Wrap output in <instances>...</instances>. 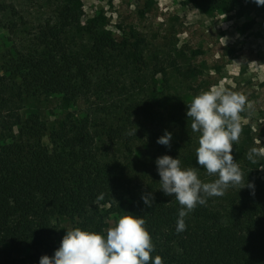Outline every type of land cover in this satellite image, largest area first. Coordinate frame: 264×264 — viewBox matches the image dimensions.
<instances>
[{
  "label": "trees",
  "instance_id": "trees-1",
  "mask_svg": "<svg viewBox=\"0 0 264 264\" xmlns=\"http://www.w3.org/2000/svg\"><path fill=\"white\" fill-rule=\"evenodd\" d=\"M192 1L264 19L254 0ZM27 6L49 11L31 14ZM0 40V264L23 248L35 263L53 256L58 216L106 237L113 212L146 221L151 256L163 264H264V175L253 169L254 194L238 186L208 197L177 233L182 206L160 190L155 161L169 155L181 162L184 153L147 147L155 120L165 118L164 94L148 85L163 67L140 41L117 40L99 18L83 27L68 0H0ZM53 97L83 110L58 121L25 115L26 102ZM146 192L155 197L151 208L141 199Z\"/></svg>",
  "mask_w": 264,
  "mask_h": 264
},
{
  "label": "rangeland",
  "instance_id": "rangeland-1",
  "mask_svg": "<svg viewBox=\"0 0 264 264\" xmlns=\"http://www.w3.org/2000/svg\"><path fill=\"white\" fill-rule=\"evenodd\" d=\"M80 12L83 27L99 18L103 27L117 40L140 41L146 57L159 61L163 71L151 74L148 85H154L163 95L164 119L155 120L149 134L151 153L165 149L184 153V168H197L198 177L206 183L218 177L208 175L197 165L196 150L201 133L193 132L187 118V105L193 98L213 87H223L247 97L240 113L239 141H233L234 160L239 165L243 182L253 169L264 175V157L255 162L247 158L251 149H264V19L235 7L207 9L192 0H68ZM39 15L49 9L27 6ZM2 41L0 40V44ZM1 50V48H0ZM81 104H72L64 97H53L42 103L26 102L25 115L40 112L48 121H58L70 113L79 115ZM165 130L172 133L171 148L157 143ZM3 137L0 133V144ZM43 142L48 144L45 134ZM109 148L114 149V146ZM238 187V186H236ZM235 188L229 187L228 189ZM105 208V204H101ZM123 213H110L105 218L104 231L115 226ZM57 233L52 242L62 240L72 222L58 216ZM3 258H5L3 256ZM4 264H40L31 258V250L23 248L12 253Z\"/></svg>",
  "mask_w": 264,
  "mask_h": 264
},
{
  "label": "clouds",
  "instance_id": "clouds-1",
  "mask_svg": "<svg viewBox=\"0 0 264 264\" xmlns=\"http://www.w3.org/2000/svg\"><path fill=\"white\" fill-rule=\"evenodd\" d=\"M264 6V0H254ZM251 108L247 97L225 88L213 87L193 98L187 105V118L191 119L193 132L201 133L196 150L197 165L208 175H216L213 182H202L198 169L181 168L178 158L169 155L157 157L155 163L164 195L175 197L182 206L177 219V233L186 230L185 217L198 205H205L208 197H219L229 187L253 189L254 184L243 182V175L233 156V141L238 142L241 133L240 113L245 105ZM136 134V131L129 135ZM172 133L165 130L157 143L171 148ZM264 157V149L253 148L247 158L255 162ZM144 205L151 208L155 203L153 193L142 194ZM146 221L139 216L125 215L104 235L75 228L66 231L53 256L44 255L40 264H163L162 258L151 253L154 244L145 228Z\"/></svg>",
  "mask_w": 264,
  "mask_h": 264
}]
</instances>
